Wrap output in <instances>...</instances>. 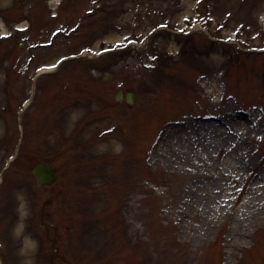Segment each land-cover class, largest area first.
<instances>
[{"label":"rangeland","instance_id":"1","mask_svg":"<svg viewBox=\"0 0 264 264\" xmlns=\"http://www.w3.org/2000/svg\"><path fill=\"white\" fill-rule=\"evenodd\" d=\"M52 1L0 0V264H264V0Z\"/></svg>","mask_w":264,"mask_h":264},{"label":"water","instance_id":"2","mask_svg":"<svg viewBox=\"0 0 264 264\" xmlns=\"http://www.w3.org/2000/svg\"><path fill=\"white\" fill-rule=\"evenodd\" d=\"M133 98H134V94L129 93L126 95L125 100L128 104H132ZM119 99L120 98L116 97L117 101H119ZM32 175L35 178V182H36L37 186H40L42 184H48L49 185L56 178V174L49 169V166L46 163H43V164L36 166L32 171Z\"/></svg>","mask_w":264,"mask_h":264}]
</instances>
